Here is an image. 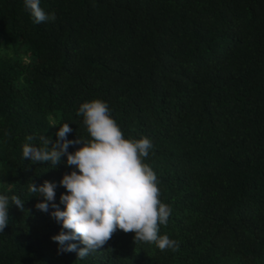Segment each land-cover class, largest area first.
I'll list each match as a JSON object with an SVG mask.
<instances>
[{
  "label": "trees",
  "instance_id": "obj_1",
  "mask_svg": "<svg viewBox=\"0 0 264 264\" xmlns=\"http://www.w3.org/2000/svg\"><path fill=\"white\" fill-rule=\"evenodd\" d=\"M40 7L50 19L35 24L24 0H0V194L23 202L9 204L0 264H264V0ZM94 99L125 138L151 139L144 162L172 209L160 234L178 251L117 230L83 260L58 252L61 225L28 185H59L73 168L22 159V146L55 141L53 122L69 123L68 139L87 137L77 110Z\"/></svg>",
  "mask_w": 264,
  "mask_h": 264
},
{
  "label": "clouds",
  "instance_id": "obj_2",
  "mask_svg": "<svg viewBox=\"0 0 264 264\" xmlns=\"http://www.w3.org/2000/svg\"><path fill=\"white\" fill-rule=\"evenodd\" d=\"M40 3L41 0H24L35 24L50 19ZM77 115L83 117L87 137L68 139L73 132L69 123L53 122L50 127L59 126L55 141L44 135L40 146H22V159L34 164L48 162L53 168L63 162L73 168L59 185L47 180L39 186L32 182L28 185L30 193L42 197L35 207L61 225L62 230L51 237L58 244V252H75L77 259L83 260L90 252L101 249L117 230L134 233V242L152 243L161 251H178V241L160 234L172 209L161 202L157 175L144 162L153 148L151 139L125 138L109 105L100 99L82 103ZM27 139L31 141L33 137ZM73 145L81 147L69 152ZM58 186L66 190L60 195L63 209L55 203ZM10 202L23 207L19 197L12 196L10 200L0 194V233L9 224ZM73 241H80L84 247L78 249Z\"/></svg>",
  "mask_w": 264,
  "mask_h": 264
}]
</instances>
